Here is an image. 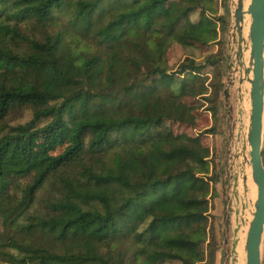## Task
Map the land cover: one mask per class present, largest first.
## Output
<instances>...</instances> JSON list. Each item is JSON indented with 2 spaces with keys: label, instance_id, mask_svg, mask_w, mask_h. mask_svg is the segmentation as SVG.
<instances>
[{
  "label": "trees",
  "instance_id": "obj_1",
  "mask_svg": "<svg viewBox=\"0 0 264 264\" xmlns=\"http://www.w3.org/2000/svg\"><path fill=\"white\" fill-rule=\"evenodd\" d=\"M226 24L218 0H0L7 262L216 264L222 171L187 129L218 115L224 58L195 51ZM26 109L28 121L5 123Z\"/></svg>",
  "mask_w": 264,
  "mask_h": 264
},
{
  "label": "water",
  "instance_id": "obj_2",
  "mask_svg": "<svg viewBox=\"0 0 264 264\" xmlns=\"http://www.w3.org/2000/svg\"><path fill=\"white\" fill-rule=\"evenodd\" d=\"M229 9L225 264H263L264 0H229Z\"/></svg>",
  "mask_w": 264,
  "mask_h": 264
},
{
  "label": "rangeland",
  "instance_id": "obj_3",
  "mask_svg": "<svg viewBox=\"0 0 264 264\" xmlns=\"http://www.w3.org/2000/svg\"><path fill=\"white\" fill-rule=\"evenodd\" d=\"M218 13L220 15H224L227 19V24L222 31L220 32V42L214 44L210 49H203L201 52L198 50L195 51L197 56L202 59V56L207 52H215L220 54L224 61L222 63V73H223V90L221 92V97L218 101V115L216 117L213 116V112H204V114L200 115L197 123L187 130L194 136L200 135L202 137L203 142L210 146L214 152V161L215 165H217V169L222 171L221 180L215 187V193L212 198V204L210 209V225L215 228L216 237L218 240V252H217V261L216 264H225L227 254V248L224 247L223 240L224 236V222L225 216L227 213L226 210V202H227V184H228V171L226 169V159H225V149H226V119H227V109L225 107V97H224V88L227 83V76H229L230 68L232 67V56L228 52V31L229 25L231 23V13L229 9V0H218ZM196 16H194V19ZM183 56V51L180 48H174L169 51V61L170 64L177 65V61L179 58ZM231 89V88H229ZM206 106L212 105L211 103L206 102ZM197 111L200 112L205 110V107L196 108ZM32 117V111L30 109H26L23 113L11 114L5 121V123H11V125H16L18 123H24L28 121ZM1 126V124H0ZM175 130L178 129L177 126L174 127ZM215 129V130H213ZM209 133H206V131ZM24 181V180H23ZM26 181V180H25ZM222 183V184H221ZM221 184V185H220ZM57 191L56 182L48 183L45 188L39 193V200L36 204L35 210L43 211L46 210V202L44 199H50L54 197ZM11 231L0 222V264H11L7 262L4 256L1 253L3 251H10L11 243L9 242ZM232 233L230 230V237ZM206 257L208 258V252L206 250ZM163 264H180L176 261H169Z\"/></svg>",
  "mask_w": 264,
  "mask_h": 264
},
{
  "label": "crops",
  "instance_id": "obj_4",
  "mask_svg": "<svg viewBox=\"0 0 264 264\" xmlns=\"http://www.w3.org/2000/svg\"><path fill=\"white\" fill-rule=\"evenodd\" d=\"M221 184H222V183H221ZM221 184H220V185H221Z\"/></svg>",
  "mask_w": 264,
  "mask_h": 264
}]
</instances>
